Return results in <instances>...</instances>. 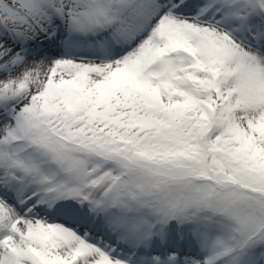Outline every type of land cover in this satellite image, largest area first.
Wrapping results in <instances>:
<instances>
[{"label": "snow or ice", "instance_id": "6c2138e0", "mask_svg": "<svg viewBox=\"0 0 264 264\" xmlns=\"http://www.w3.org/2000/svg\"><path fill=\"white\" fill-rule=\"evenodd\" d=\"M0 264H264V0H0Z\"/></svg>", "mask_w": 264, "mask_h": 264}]
</instances>
